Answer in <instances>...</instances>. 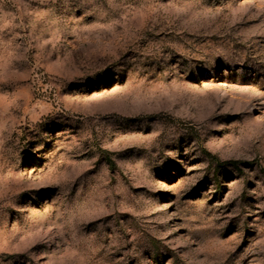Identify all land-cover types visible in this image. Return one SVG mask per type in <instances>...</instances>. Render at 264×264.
<instances>
[{
	"label": "rangeland",
	"instance_id": "374dc122",
	"mask_svg": "<svg viewBox=\"0 0 264 264\" xmlns=\"http://www.w3.org/2000/svg\"><path fill=\"white\" fill-rule=\"evenodd\" d=\"M0 264H264V0H0Z\"/></svg>",
	"mask_w": 264,
	"mask_h": 264
}]
</instances>
